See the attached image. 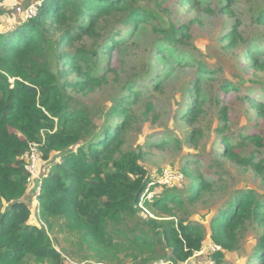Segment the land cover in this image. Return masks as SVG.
Returning <instances> with one entry per match:
<instances>
[{"label":"trees","instance_id":"16d2710c","mask_svg":"<svg viewBox=\"0 0 264 264\" xmlns=\"http://www.w3.org/2000/svg\"><path fill=\"white\" fill-rule=\"evenodd\" d=\"M1 1L5 5L18 0ZM141 1L38 0L35 15L0 32V264H69L50 237L57 221L62 230L75 231L77 246L99 263L130 259L133 264H181L201 251V225L182 217L165 218L174 217L184 203H197L212 189V182L183 166L181 172L190 180L185 190L161 185L159 194L146 198L159 177L151 176L142 164L141 150L119 148L120 134L131 118L130 99L140 93L128 86V95L112 105L99 126L84 109L71 106L73 92L100 83L95 73L100 55L109 57L122 33L125 39L139 25L149 26L160 35L162 46L170 48L189 37L188 24L165 20L143 8ZM190 1L196 0H180ZM256 22L264 26V13ZM236 37L233 29L222 40H229L227 47L232 48ZM197 65L199 71L206 69L201 62ZM73 74L80 80L71 78ZM238 87L228 79L220 89ZM194 88L197 91L198 83ZM246 88L245 102L264 118V100L256 89ZM259 89L263 93L264 86ZM154 107L149 103L146 110ZM225 110L222 106L217 156L251 169L264 182L263 135L237 134L231 142L225 134ZM200 112V103L192 99L181 118L193 125ZM115 117L123 120L113 121ZM201 135L190 136L196 140ZM42 137L37 198L44 225L37 226L29 223L32 202L24 200L30 193L23 154ZM248 145L255 150L242 154ZM149 211L164 218L150 217ZM246 224L261 228L247 264H264V201L253 190L237 191L211 218V239L220 249L203 255L211 263L223 264L225 251L236 249Z\"/></svg>","mask_w":264,"mask_h":264},{"label":"rangeland","instance_id":"374dc122","mask_svg":"<svg viewBox=\"0 0 264 264\" xmlns=\"http://www.w3.org/2000/svg\"><path fill=\"white\" fill-rule=\"evenodd\" d=\"M1 3L0 0V32L8 30L20 18L25 20L35 15L39 4L38 0ZM140 5L154 10L165 20L188 24L189 37L170 48L162 46L160 35L149 26L139 25L130 30L125 39L122 33L119 36L123 40L114 47L112 54L109 57L100 55L95 71L100 83L82 93L73 92L71 106L84 109L99 126L107 120L106 114L112 105L128 95V86L140 93L130 99L132 104L127 110L131 118L120 134L119 148L122 151L141 150L144 154L142 164L159 180L164 169L181 174L183 179L177 187L183 190L190 183L181 172L183 166H189L194 174L201 173L212 182V189L197 203H184L174 217L165 219L177 221L182 217L204 229L201 251L181 264H214L203 255L212 241L211 218L240 190H253L264 201V182L260 176L217 156L220 150L217 129L223 124L222 106L226 108L225 134L231 142L236 141L237 134L249 132H260L264 138V118L244 100L246 86L250 91L256 89L259 98L264 100V91L259 89L264 86V26L256 22V17L264 13V0H196L184 4L180 0H143ZM233 29L238 37L235 46L228 48L229 40L223 41L222 37ZM87 43L92 42L88 40ZM185 62L189 64L186 66ZM199 62L206 66L204 71L198 70ZM70 77L80 80L74 74ZM228 79L239 85L238 90L220 89ZM195 83H198L197 91ZM192 99L200 103L201 112L196 122L189 125L181 116ZM149 103L155 106L152 112L146 110ZM116 120L121 121L123 117H115L113 121ZM199 132L202 135L196 140L190 136ZM254 150L253 145H248L241 152L246 155ZM261 152L264 155V148ZM154 186V196L164 189L158 183ZM29 200L32 201L31 197ZM30 205L29 223L43 226L37 211ZM149 216L164 218L158 211H149ZM58 226L59 221L50 237L67 263L99 264L77 246L79 235L75 231L62 230ZM260 235L259 226L246 224L237 237L236 249L225 251L223 264H247ZM101 264L133 263L130 259H121Z\"/></svg>","mask_w":264,"mask_h":264},{"label":"built area","instance_id":"2783aa9c","mask_svg":"<svg viewBox=\"0 0 264 264\" xmlns=\"http://www.w3.org/2000/svg\"><path fill=\"white\" fill-rule=\"evenodd\" d=\"M16 6V5H15ZM18 8V7H17ZM44 144V138L42 137L41 142H35L31 143L29 145V148L27 151L24 152L23 154V160H24V169L27 172V177L25 179V182L27 183L29 187V193L30 197L32 199V204L35 209V212L37 211V215L39 213V204H38V195L40 191V187L34 188V179L35 178H40V181H42V174L39 168L40 164V148ZM182 175L177 174L171 170L164 169L161 175V178L157 180V183L160 185H165L169 187L177 186L180 181H182ZM162 185V186H163ZM153 196L152 191H148L146 193V198H151ZM220 247L216 245L214 242H209L207 244V250L209 251H214V250H219ZM72 264H77V263H72ZM101 264V263H99Z\"/></svg>","mask_w":264,"mask_h":264},{"label":"water","instance_id":"95a60500","mask_svg":"<svg viewBox=\"0 0 264 264\" xmlns=\"http://www.w3.org/2000/svg\"><path fill=\"white\" fill-rule=\"evenodd\" d=\"M41 185L40 178H35L34 179V188H38Z\"/></svg>","mask_w":264,"mask_h":264},{"label":"crops","instance_id":"0c3cea01","mask_svg":"<svg viewBox=\"0 0 264 264\" xmlns=\"http://www.w3.org/2000/svg\"><path fill=\"white\" fill-rule=\"evenodd\" d=\"M39 168H40V166H39ZM29 198H30L29 194L24 196V200L25 201L32 202V201L29 200Z\"/></svg>","mask_w":264,"mask_h":264}]
</instances>
